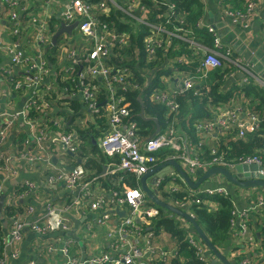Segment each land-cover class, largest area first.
<instances>
[{
	"label": "crops",
	"instance_id": "obj_1",
	"mask_svg": "<svg viewBox=\"0 0 264 264\" xmlns=\"http://www.w3.org/2000/svg\"><path fill=\"white\" fill-rule=\"evenodd\" d=\"M112 1L114 6L122 10H126L125 7H127V10H134L140 6L137 0L123 3V6L118 1ZM103 2H106L107 7L104 10L101 9L108 12L109 3L111 2L109 0H102L96 7L100 9ZM202 3L203 11L199 25L204 28L206 33H199L191 24L185 23V15L182 14L180 23H177V21L172 23V29H169L172 32L171 34L159 36L165 44L172 45L173 43L174 55L166 60L159 58L154 67L146 70V75L149 76L150 73H154L161 68L173 67V73L161 77L164 88H159V90L169 91L173 89L174 81L184 77L195 78L196 88L201 90L206 84L208 86L209 76L212 72V69H200L205 51L210 49L224 55L229 50L231 52L230 56L224 60L222 66L226 69L223 91H234L233 99L227 103L210 105V116L207 119H199L197 122L214 119L226 106H241L242 115H248L251 113L250 108L252 105L246 101L248 96L242 89L247 85L264 88V0H257L251 11H248L246 0H202ZM69 5L70 0H22L20 6L16 8L19 13V21L14 23L10 19L11 7L4 0H0V37L4 39L8 49L22 51L28 58L29 63L13 66L10 60L12 53L10 54L8 49H0V71L3 70L6 75H14L16 81L23 84L20 89L16 90L17 82L9 81L8 78L0 81V103L2 104L0 108V126L8 124L10 115L23 109L31 95V90L25 84L27 67L43 61L45 62V69L40 73L41 84L36 88L35 96L38 101H40L38 97H41V100L46 103H41L43 112L40 113L38 119H31L32 122H30L29 118H24V120L18 118L14 121L8 138L0 146V165H9V169H4V172L0 171L1 196H4L0 210V234L5 237L8 236L12 228L13 216H17L26 222L44 221L43 216L47 204H51L55 210L53 217L57 218L60 215L65 219L67 225V228L51 230L46 235L39 234L29 228L24 230L23 238L17 244L20 253L16 258L11 256V251L16 247L11 250L5 248L3 239L0 241V255L8 253V257L3 264H64L66 257L62 251L63 247H67L70 255L80 261L84 253L87 254L86 260L92 256H101L105 253L115 255L116 251L110 240V233L118 228L121 220L125 218V215H121L120 212H127L129 209L127 204L118 206L117 211L111 210L109 218H104L101 222H98L103 214L92 210L91 207L92 202L100 196L107 200L111 198L113 192H117L121 197L124 196V192L116 188L105 191L106 189L102 185L103 177L114 172L110 165L113 162L106 160V163H104L101 161L100 156L89 151L84 152L85 155L83 156L80 153L85 146L88 147L89 145L81 139V131L88 129L91 125L98 127V124L95 120L96 117L93 116L95 114L88 112V103L84 102L76 82H72L70 78H76L82 73L85 77V83L95 87L99 93L102 89L100 86L103 83L101 78L89 75L87 67L82 68L81 66L77 74L74 73L73 69H68L73 66L68 59V54L74 50L79 57L86 55L93 41L91 42L88 38L81 36L76 29L77 31L74 30L71 35L64 33L58 38L57 43L53 44V36L61 28V14ZM231 10H239L244 16L235 18L228 13ZM34 19L37 22H34ZM211 27L215 28L219 38V46L216 45L215 37L209 31ZM207 33L213 37L211 44L205 41ZM174 39L176 40L174 41ZM179 58L182 61L179 62ZM236 62L238 63L236 64ZM8 66H11V73L6 70ZM66 81H69V83ZM145 84H149L148 80ZM40 89L43 91H40ZM104 89L108 100L109 91L106 88ZM47 92L52 94V100L49 103L46 100ZM117 95H120L119 91ZM71 99L77 100L80 104L77 112L74 111L73 105L69 102ZM179 115H176V124L180 123ZM178 129L186 137L182 128L179 127ZM107 131L97 138H93V142L95 141L94 143L98 145L103 155L105 154L99 146V140ZM231 132L225 134L216 131L211 134L198 130L199 140L194 141L186 137L188 140L186 146L191 148L193 156L205 158L203 148L204 144L208 143L207 145L211 148V151L216 148L218 154L223 155L226 160L232 161L226 157V152L220 147V144H217L220 139ZM43 133L46 134V138L41 141L43 144L40 145L41 143H38L37 138ZM58 134H72L76 151L67 150L58 141ZM211 151L209 156H211ZM170 152L171 154L174 153L173 150ZM26 153L44 155L46 159L33 163L26 162V158L23 156ZM169 155L160 158L159 164L170 160L167 159L170 157ZM258 155L264 160L263 156ZM5 157L10 158L9 162L2 161ZM211 157L205 159L210 160ZM90 159L102 163L103 171L101 174L96 175L94 174L95 170L86 169L87 162ZM178 162L194 181H197L201 175L212 167H199L191 173L187 169V165L182 161ZM105 166L108 168L106 172H104ZM71 167H83L87 170V173H84V180L90 183L88 189H70L64 182L52 180L54 176L71 171ZM235 167L229 169L234 170ZM133 175L135 174L133 173ZM135 177L137 184L134 187L142 188L140 178L136 175ZM160 179L163 182L157 184ZM28 181L33 182L35 188L32 193L23 195L28 189L26 185ZM147 184L156 196L171 205L176 204L177 200L174 199L173 195L177 192H188L192 198L203 194L204 204L214 211L219 207L216 201L211 200V197L215 194H230L234 202L233 209H237L238 212L254 206L258 197L264 194V188L243 189L230 184L220 174L209 178L198 189H191L173 166H170V168L166 166L156 171L147 179ZM126 186L125 184L124 191ZM171 187H177L178 191H172ZM207 189H225L227 194H209L206 192ZM144 193L146 199L152 205L157 208L160 207L145 191ZM30 206L35 209L32 213L28 212ZM186 209L190 211L189 207H186ZM166 211L171 212L167 209ZM170 214L176 216L180 227L188 229L190 234L192 230L191 223L180 215L172 212ZM192 216L194 217V214ZM155 220L153 219L150 224H144L146 226L145 233L139 236H130V238L136 241L148 264H154L158 261L168 264L176 255V242L168 232H156L153 229ZM145 234L152 235V242L163 247L169 253L168 258H171L166 261L151 256L146 245L149 238ZM222 251L233 261H236L238 257L247 256L255 264H264V214L259 211L253 213L250 229L246 235L236 225ZM181 256L184 259L186 258V255ZM84 264L86 263L84 262Z\"/></svg>",
	"mask_w": 264,
	"mask_h": 264
},
{
	"label": "built area",
	"instance_id": "obj_2",
	"mask_svg": "<svg viewBox=\"0 0 264 264\" xmlns=\"http://www.w3.org/2000/svg\"><path fill=\"white\" fill-rule=\"evenodd\" d=\"M9 7L10 19L17 23L19 21V13L16 10L20 6L22 0H4ZM113 3L112 0H109ZM248 11L253 10L257 0H246ZM114 4V3H113ZM106 2L101 3L100 8L104 10L106 8ZM170 9H174L176 5L170 4ZM94 6L87 2L86 0H70V5L61 14V20L66 24H72L78 22L76 29L79 34L85 38L93 41L90 46V50L86 55L80 56L72 50L68 54V59L71 61L73 66L68 69L74 70V64H79L80 62H87V73L89 75L101 78L103 85L100 87L106 88L109 91L108 96V124L109 129L106 134L100 138L99 146L103 153L109 157L118 155L120 161L117 163H110L111 169L113 171H130L134 173L137 177L141 178L144 174L153 170L159 164V153L163 149H171L174 151L170 154L167 159H175L182 161L187 165V169L193 173L199 167L208 168L210 166H223L227 168H233L238 164H257L263 166L264 160L258 155L253 156H241L237 161H228L226 158L218 154L217 149L213 148L211 151V159H205L198 156H193L191 154V148L186 146L188 141L184 134L176 127V115L179 113V102L177 96L188 91H194L195 95H202L198 88H196L195 78L184 77L179 78L174 81L173 89L169 91L156 90L152 94V98L158 102L165 104L169 109V115L172 116V120L168 128L162 132L160 131L155 136H150L149 138H141L139 135V125L136 121H127L130 116V110L128 108L122 107L121 102L123 100V94L132 88H137L138 85L133 83L130 79L131 74L127 69H120L116 76H110V70L106 66L104 59L110 53L111 46L114 42L119 41L125 43L126 37L118 35V33L105 31L102 32V28H106L105 25H100L96 19ZM128 13L132 14V10H127ZM235 18L242 17L244 14L239 10H231L228 12ZM61 21V22H62ZM34 22H37L34 19ZM42 25V24H41ZM161 33L171 34L172 32L168 28H162L158 25H153ZM209 31L214 35L216 45L219 46V38L214 27H211ZM163 43L162 38H158V35L151 36L146 39V48L148 52L149 61H153L157 57V48L161 47ZM0 49H8L5 45L4 39L0 37ZM9 53H12L10 58L12 65H25L28 63V58L23 54L22 51L8 49ZM230 51L228 50L224 55L218 54L216 51L207 49L205 51V57L203 58L200 69L210 70L214 68L222 67L224 60L230 56ZM182 61V59H178ZM238 62H236L237 64ZM29 64V63H28ZM241 66V65H240ZM242 67V66H241ZM84 68V67H82ZM45 69V62H40L38 64H32L26 69L25 84L26 87L31 90V95L25 103L23 109L11 114L9 123L0 126V146L6 141L9 136L11 125L18 118L23 119L28 118L27 114L31 107L35 106L39 109L41 105H38V99L36 98L35 90L41 84L40 73ZM6 70L11 73V70L6 68ZM112 78V79H111ZM72 82H76V86L79 88L81 96L85 103H88V112L98 113V93L95 87L87 85L85 83V77L82 73L76 78H70ZM23 84L20 82L16 83L15 89L18 90ZM118 91L120 95L118 96ZM41 100V97H38ZM0 103V108H1ZM220 110V109H219ZM30 122L31 119H30ZM259 126V117L250 113L248 115H242L241 106H226L220 113L212 120L209 121H198L196 122L197 130L201 132H222L227 133L232 131V129H237L238 136L244 138L247 133L253 132ZM46 138V134L39 136L37 138L38 143ZM59 140L63 142L66 149L75 152L76 145L74 143L72 134H58ZM43 142L40 144L42 145ZM26 158V162L33 163L35 161H42L46 158L44 155H31L23 154ZM10 158L5 157L3 162H9ZM4 169H9V165H0V171L4 172ZM52 180H58L65 183V185L70 189H88L90 186L89 182L84 180V171L81 167H77L69 172H63L58 176L52 177ZM162 179L157 181V184L162 183ZM28 189L23 194L32 193L35 188V184L31 181L26 183ZM172 191H178L177 187H171ZM0 188V197H1ZM206 192L209 194L213 193H225V189H207ZM90 194V192H88ZM22 195V196H23ZM191 202L204 203V200L198 196L192 198L190 202L186 201H176L174 206L184 209L188 212L186 207H189ZM113 204V206H112ZM124 204L128 205V211L126 212L125 218L121 220L118 228H115L112 233H110V240L115 248V255L111 253H105L101 256H92L87 259L85 263L91 264H148L145 259L143 252L138 248L136 241L131 239L130 236H139L145 233L146 226L144 224H150L153 219H156L160 213V210L152 205L147 199L144 191L140 187H130L126 186L124 191V196L121 197L117 192H113L111 198L105 199L100 196L95 201L92 202V210L102 213L103 217L98 220L101 222L104 218H109L112 211H117L118 206ZM114 208V209H112ZM117 209V210H116ZM112 210V211H111ZM34 207L30 206L28 212H34ZM54 209L51 204H47L46 212L43 216L44 221H29L26 222L17 216L12 217V228L7 237L3 240V245L5 248L10 250L16 247L11 252V256L14 258L18 257L20 251L17 248V244L21 242L23 238V232L26 229H31L39 234L46 235L51 230H56L59 228H67L65 219L58 215L57 218L53 217ZM260 212L264 214V194L259 196L257 202L254 206H251L243 211L238 212L237 209H233L232 214L234 218L232 219V226L238 225L241 232L246 235L250 229V220L254 212ZM190 214L193 215L192 212ZM115 232V234H114ZM148 233V232H146ZM149 240L147 241V249L151 256L159 258L162 260H168L169 253L161 246L156 245L152 242V235L145 234ZM189 241L191 245L195 248L197 256L201 260L205 261L206 264H212L211 257H207L206 253L208 251L207 247L203 241L194 234H189ZM63 254L66 257L64 264H81V261L70 255L69 249L67 247L62 248ZM8 253L0 255V264L7 259ZM238 264H255L254 261L247 256L238 257Z\"/></svg>",
	"mask_w": 264,
	"mask_h": 264
},
{
	"label": "trees",
	"instance_id": "obj_3",
	"mask_svg": "<svg viewBox=\"0 0 264 264\" xmlns=\"http://www.w3.org/2000/svg\"><path fill=\"white\" fill-rule=\"evenodd\" d=\"M86 1L94 6V12L96 14L94 16L99 24L106 26V28H102V32H114L122 37H126L125 43L119 41L114 42L111 46L110 53L104 61L110 70V76H116L120 69L125 68L131 74L130 79L139 87L132 88L123 94L121 106L130 110V116L127 121L134 120L138 123L141 138H149L152 136L158 124L160 125V131L164 132L168 128L172 116H168L169 109L165 104L154 100L151 96L159 88H164L161 77L173 73V67L167 69L161 68L154 73H150L149 76L146 75V70L154 67L159 58L166 60L169 59L168 57L173 56V43L169 45L163 42L162 46L156 50V59L148 61L146 39L154 35H158V38L161 35H166V33H161L162 31L153 28V25L161 24L158 26L162 28L168 27L171 30L173 22L177 21V23H180L182 14L185 15V23L191 24L199 33H206L204 28L199 25L203 11L202 0H137L140 6L132 10V14L127 12V7H125L126 10H122L114 6L112 2L109 3V11L104 12L101 8L97 9L96 7L102 0ZM115 1H118L123 6V3H127L130 0ZM168 3H175L176 8L170 10ZM205 41L211 44L213 37L207 33ZM87 65L88 63L84 61L79 64H74V73L77 74L81 66L85 68ZM6 68L12 70L11 66ZM224 69L223 67L212 69L208 86L206 84L203 86V89H199L202 95H195L192 90L176 97L179 102L178 114H180V123L176 124V127H181L186 137L194 141L199 140L196 122L199 119H207L210 116L209 106L227 103L233 99L234 91H223L226 75V69ZM6 78L9 81H14V83L17 82L14 75H6L3 70L0 71V81ZM147 80L149 84L146 85L145 82ZM66 82L69 83V81ZM242 90L248 96L246 101L252 105L250 111L259 117V126L253 132L247 133L244 138L239 137L237 135V129L234 128L230 134L218 141L217 144H220V147L225 150L226 157L232 161H237L241 156L260 154L264 157V88L247 85ZM40 91L43 90L40 89ZM46 100L48 103L52 100V94L50 92L46 93ZM69 102L73 105L74 111L77 112V108L80 105L79 102L75 99H71ZM41 103V101H38V105H41ZM98 106L100 109L99 112L93 115L96 117L95 120L97 121L98 127L91 125L88 129L81 131V139L89 145L88 147L85 146L80 153L83 156L89 151L94 155L100 156L101 161L104 163H106V160L117 163L120 161L118 155L113 157L103 155L98 145L93 142V138H97L109 129L107 122L108 100L107 93L103 87L98 95ZM41 112H43L41 107L36 109L33 106L28 111L27 116L29 119L36 120ZM207 144H204L203 156L210 158L211 148ZM170 151V149L161 150L159 159L171 154ZM87 163V170H95L94 174L96 175L102 173V163H98L94 159H90ZM81 168L86 174L87 170L83 167ZM125 184L131 187L137 184L135 175L130 171H115L107 174L102 179V185L106 189L105 191H111L116 188L124 192ZM173 197L179 201L190 202L192 200V196L184 191L175 193ZM199 197L204 199L203 194ZM211 200L219 204L218 209L215 211L210 210L209 206L202 202H191L189 208L213 244L222 251L228 243L233 228L235 227L232 226L234 202L230 194H215L211 197ZM158 209L160 213L155 220L153 229L156 232H168L176 242V255L168 264H206L205 261L201 260L200 256H197L195 248L191 245L188 237L189 230L181 228L176 216L170 214L171 212L169 213L163 207H158ZM4 237L0 234V241ZM181 255H186V258L184 259ZM154 264L166 263L158 261ZM236 264H238V260H236Z\"/></svg>",
	"mask_w": 264,
	"mask_h": 264
},
{
	"label": "water",
	"instance_id": "obj_4",
	"mask_svg": "<svg viewBox=\"0 0 264 264\" xmlns=\"http://www.w3.org/2000/svg\"><path fill=\"white\" fill-rule=\"evenodd\" d=\"M77 26H78V22H74L72 24H66L64 21H62L61 28L53 36V44L55 45L58 41V38L64 33H68L71 35L72 32L76 30ZM142 114L144 115V113ZM159 132H160V125L158 124V127L152 136H155ZM58 141L61 144H63L61 140H58ZM63 146L66 148L64 144ZM166 166H168L169 168L170 166H173L174 168H176L179 174L184 178V180L186 181V183L191 189H198L200 185L205 183L209 178L219 175V174L225 177L230 184L238 186L243 189L260 188V187L264 188V168L263 166H260L257 164H238L234 170H231L223 166H212L203 175H201L197 181H194L191 175H189L184 170L182 165L177 160L170 159V160H167L159 164L153 170L144 174L140 178L143 190L156 204H158L160 207L166 208L172 213L182 216L183 218L187 219L191 223L192 230L190 231V233L202 239L203 243L208 249L206 256L211 257L212 264H236V261L230 260L224 251L219 250L213 244V242L210 240V238L208 237L204 229L200 226V224L196 221V219L188 211L184 209H180L174 205L167 203L166 201H163L158 196H156L155 192L151 188H149L147 184V179L151 175H153L156 171ZM74 169L75 167H71V170H74ZM107 170L108 168L105 166L104 172H106ZM3 201H4V196L2 195L0 198V210L3 205ZM120 214L126 215V212L121 211ZM86 256L87 254L84 253L81 259V264H84V262L86 261Z\"/></svg>",
	"mask_w": 264,
	"mask_h": 264
},
{
	"label": "rangeland",
	"instance_id": "obj_5",
	"mask_svg": "<svg viewBox=\"0 0 264 264\" xmlns=\"http://www.w3.org/2000/svg\"><path fill=\"white\" fill-rule=\"evenodd\" d=\"M75 31H77V30H75ZM202 240V239H201Z\"/></svg>",
	"mask_w": 264,
	"mask_h": 264
}]
</instances>
